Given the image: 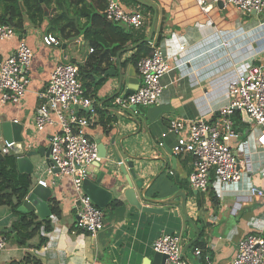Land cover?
<instances>
[{
	"label": "crops",
	"instance_id": "obj_1",
	"mask_svg": "<svg viewBox=\"0 0 264 264\" xmlns=\"http://www.w3.org/2000/svg\"><path fill=\"white\" fill-rule=\"evenodd\" d=\"M204 1L209 6L206 13L200 9L198 0H120L126 11L139 10L144 23L137 30L120 25L129 28L137 42L129 43L115 55L107 52L110 50L107 47L97 46L92 53L89 51L92 47L80 28L89 23L85 17H76V12L91 11L89 0L85 6L80 4L69 8L66 19L52 28L53 31L49 29V22L63 10H57L55 1L51 0L41 26L35 27L26 21L23 30L15 31L13 38L0 42V61L12 55L20 42H24L33 53L26 70L30 82L25 96L17 104L0 102L2 156L12 154L4 147L2 138L1 125L5 122L23 125L21 135L25 150L49 147V140L57 127L47 126L42 132H36L34 116L39 105L38 93L58 63L81 65L88 72L83 83L89 87L86 96L92 100L95 109L93 122L86 129L88 137L97 149L108 148L113 140L119 153L123 140L128 154L142 160L137 169L141 166L147 168L143 176L145 185L155 176H158V183H167L166 177L171 178L170 191L160 199L182 191L181 196L187 198L186 214L193 223L192 226L181 215L179 198L173 202L172 209L155 216L135 210L123 197L114 195L102 210V231L92 238L75 227L77 215L71 178L47 175L42 160L43 164H39L42 166L35 168L33 173L39 174L37 179L30 176L32 186L39 180L47 182V188L52 192L49 199H54L60 206L61 215L56 222L60 233L52 234L56 239L38 251L30 247L38 242L37 238L31 240L29 246L20 247L10 231L18 218L10 208L0 207V235L8 236L0 264L23 262L27 254L41 264H150L154 254L152 244L162 232L180 238L182 255L189 264H231L237 244L244 236L257 234L264 238V197H250L247 192L251 186L264 191V148L256 144L258 132L243 119L242 113L236 111L232 117L239 134L233 152L242 160V144L245 142L249 151L248 159H244L247 169L239 183L221 184L211 175L205 192L192 189L188 178L194 170V158L187 153H178L176 137L167 133L171 120H180L188 126L197 119L211 121L219 109L227 106V83L231 79L233 63H264V13L241 15L222 0L216 3L214 0ZM69 20L75 24H71L62 36L60 27L67 25ZM48 33L60 40L59 47H47L42 43L41 37ZM147 39L149 42L138 46L146 45L150 53L155 47L160 48L170 64L169 73L161 80L164 88L161 98L157 104L146 108L122 109L114 104V98L123 97L131 86L127 75L131 67L137 78L136 68L132 65L124 67V64L134 56L138 46L130 48ZM127 49L130 50L124 51ZM93 68L102 71L95 72ZM108 70L111 74L104 78ZM120 74L121 87L118 83ZM78 111L87 113L82 108ZM120 157L124 162L121 153ZM98 165L97 161L89 168V178H97L104 170ZM163 168V173L159 174ZM100 185L107 190L112 187L106 177ZM113 202L118 205L110 208ZM39 236L43 237L41 233ZM196 250L200 252L198 255Z\"/></svg>",
	"mask_w": 264,
	"mask_h": 264
},
{
	"label": "built area",
	"instance_id": "obj_2",
	"mask_svg": "<svg viewBox=\"0 0 264 264\" xmlns=\"http://www.w3.org/2000/svg\"><path fill=\"white\" fill-rule=\"evenodd\" d=\"M215 3L218 0H214ZM234 7L241 15L264 13V0H222ZM105 7L101 15L106 22L140 29L144 23L139 10L126 11L120 0H104ZM204 0H198L203 12L209 11ZM16 32L12 27L0 25V42L13 38ZM42 43L57 48L60 40L52 34H44ZM184 50L183 47L180 48ZM91 53L93 49L89 50ZM33 53L24 42L8 58L0 61V102L17 104L25 96L29 87L26 73L32 61ZM138 87L127 97H115L114 104L122 109L146 108L157 104L163 92L162 78L169 73L170 64L160 48H154L149 56L139 60L136 67ZM227 106L219 109L211 121L197 119L190 125L180 120L168 123L167 133L176 137L178 153H187L194 158V170L188 178L192 189L205 192L211 175L221 184L239 183L243 179L248 159V143L242 144V160L233 152V145L239 139L234 127L233 115L236 111L245 112L250 124L258 132L256 144L264 148V63H233L231 79L227 83ZM39 105L35 111L34 126L36 132H42L47 126L57 127L50 138V163L44 164L45 173L55 177H70L75 192V227L94 238L104 227L101 209L95 207L84 194L82 183L89 178V168L98 161L97 145L88 137L86 129L92 124L95 109L93 102L85 94L79 69L70 62L58 63L48 82L38 93ZM79 107L87 113H79ZM11 146L4 143V147ZM162 146V145H160ZM245 159V160H244ZM58 170L57 174L54 170ZM38 185L47 188V182L38 181ZM250 197L262 198L264 191L256 186L247 190ZM53 230L40 233L50 239V246L59 234L56 228L57 217H48ZM7 246V240L0 235V255ZM154 253L165 255L164 264H189L182 255L180 238L162 232L153 242ZM200 252L196 250L198 255ZM231 264H264V238L257 234L244 236L237 244L236 254Z\"/></svg>",
	"mask_w": 264,
	"mask_h": 264
},
{
	"label": "water",
	"instance_id": "obj_3",
	"mask_svg": "<svg viewBox=\"0 0 264 264\" xmlns=\"http://www.w3.org/2000/svg\"><path fill=\"white\" fill-rule=\"evenodd\" d=\"M21 1V0H18ZM221 5V2H219ZM23 9V8H22ZM255 14V13H252ZM150 39L139 42L134 45L133 49L139 44L144 42H149ZM130 49L124 50L129 51ZM119 66L120 62L118 61ZM103 77L111 74V70H108ZM113 73V72H112ZM128 82L129 86L123 97L131 95L138 87V79L136 78V72L133 67L130 68L128 72ZM103 78H100L102 80ZM119 87L122 84V74L119 76ZM120 91V90H119ZM118 91V93H119ZM79 107L78 109H80ZM242 117L247 122H250L245 112H241ZM23 125L20 122H5L1 125L2 138L5 144L10 146L9 150L14 156L17 157L16 167L20 174H25L28 176L33 175L35 168H38L43 163L48 166L50 163V146L47 148H39L38 150H25L23 143L24 138L22 137ZM108 148L99 147L98 148V162L99 167L104 170L100 172L97 178L94 177L86 178L82 183V190L84 194L91 200L92 204L98 209H105L107 205L112 201V197H123L127 204L133 207L135 210L143 213L159 216L164 213L166 209L173 208V202L176 198L180 199V213L183 218L193 226L190 218H188L185 207H186V197L181 196L180 192H176L171 197L165 199H160V197H165L167 191H170L172 179L166 177L167 183H158L155 176L148 184H144V166L138 167L137 164L142 160L132 158L128 154L126 146L119 145V150L121 155L124 157L125 161L122 162L120 153L116 148L113 140L108 144ZM4 160V156L0 153V161ZM42 163V164H43ZM39 165V166H38ZM166 165H164V168ZM163 169L160 170L159 174L163 173ZM59 171L56 169L54 173L57 174ZM108 178L111 181V189L107 190L102 187L101 181L103 178ZM50 188H43L40 185L32 186L31 190L23 200L21 206L18 208L19 212L28 213L33 212L40 219H47L50 216V210L48 207V201L51 196ZM174 215H177L176 211ZM166 256L154 253L150 259V264H164Z\"/></svg>",
	"mask_w": 264,
	"mask_h": 264
},
{
	"label": "trees",
	"instance_id": "obj_4",
	"mask_svg": "<svg viewBox=\"0 0 264 264\" xmlns=\"http://www.w3.org/2000/svg\"><path fill=\"white\" fill-rule=\"evenodd\" d=\"M51 0H0V25L9 26L14 31H21L27 21L35 27L41 26L45 19V9L49 6ZM56 9L63 10L61 15L55 17L49 22V29L58 26L65 16L69 13V8L74 6L88 4L86 0H54ZM66 5V6H65ZM89 7L91 11L76 12V17H85L89 25L81 26V31L84 32V38L90 43L93 51L96 47L110 49L111 55L125 49L129 43H136L137 39L133 38L129 28L122 27L118 24L106 22L103 16L99 13L105 7L104 0H89ZM23 8V9H22ZM75 24L74 21L68 22L67 25L60 27V34L64 36L65 30L71 25ZM79 33V32H78ZM49 34V33H48ZM101 36V38H100ZM150 52L146 45H140L134 51V56L127 60L124 67L132 65L135 68L137 63L143 57L149 56ZM79 69L80 79L88 74L85 67L77 65ZM95 72H101V69H92ZM86 79V78H85ZM83 84V83H82ZM85 94L87 95L86 84H83ZM236 124V122H235ZM236 127V126H235ZM17 157L13 154L4 157L0 161V207H8L12 213L17 216V221L12 224L10 231L12 237L18 246H29V242L34 238L38 242L32 247L35 250H40L47 243V238L40 237L39 233L42 229L44 233H50L53 230L49 219H38L37 215L33 212L22 213L18 211L23 200L32 188L31 177L25 174H20L16 167ZM118 203L113 202L110 208H114ZM50 215L57 218L61 215L59 204L54 199H49ZM102 211V210H101ZM10 235V233H8ZM2 236L8 237L3 234ZM11 264H41L40 261L32 255L27 254L23 262H11Z\"/></svg>",
	"mask_w": 264,
	"mask_h": 264
},
{
	"label": "rangeland",
	"instance_id": "obj_5",
	"mask_svg": "<svg viewBox=\"0 0 264 264\" xmlns=\"http://www.w3.org/2000/svg\"><path fill=\"white\" fill-rule=\"evenodd\" d=\"M85 81H86V79L84 78V77H82V83H85ZM39 170V169H38ZM39 176V174L38 173H35V174H33V178L34 179H37V177ZM3 237H5V236H3ZM6 238V237H5ZM7 239V238H6Z\"/></svg>",
	"mask_w": 264,
	"mask_h": 264
}]
</instances>
